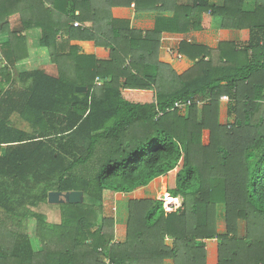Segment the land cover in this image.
Listing matches in <instances>:
<instances>
[{
  "label": "trees",
  "instance_id": "16d2710c",
  "mask_svg": "<svg viewBox=\"0 0 264 264\" xmlns=\"http://www.w3.org/2000/svg\"><path fill=\"white\" fill-rule=\"evenodd\" d=\"M129 1L152 7L149 0ZM40 3L0 0V154L6 149L0 156V210L6 214L0 264H206L208 241L217 242L218 264H264V2L244 13L242 0H227L222 8L192 0L176 14L168 33L207 30L214 19L221 29L250 34L242 49L181 43L180 52L194 63L181 76H163L151 59L160 28L132 33L139 39L128 44L116 26L106 34L94 20L89 28L60 25L54 33L109 48L108 61L72 45L58 53L51 28L38 24L39 45L49 50L59 75L38 69L14 76L11 65L24 60L27 49L4 21L18 14L24 24L31 22L32 14L27 18L19 6L31 13ZM87 11L96 21L109 19L106 12ZM111 24L128 28L127 22ZM96 31L109 43L100 42ZM134 88L150 100L128 99ZM222 96L233 103V123L225 126L218 121ZM178 101H191L185 114L169 111ZM13 116L30 132L14 127ZM161 177L170 199L181 198L182 206L168 214L159 200L130 201L124 238L116 242L115 221L102 215L104 193L131 194ZM50 192H82L83 203L50 205ZM47 204L58 210V221L42 212ZM218 205L228 212L225 234L215 227Z\"/></svg>",
  "mask_w": 264,
  "mask_h": 264
},
{
  "label": "crops",
  "instance_id": "0c3cea01",
  "mask_svg": "<svg viewBox=\"0 0 264 264\" xmlns=\"http://www.w3.org/2000/svg\"><path fill=\"white\" fill-rule=\"evenodd\" d=\"M242 1L243 3L241 11L244 13L254 12L256 3L260 5L264 2V0ZM40 2L41 3L39 6L36 5L35 7H33L36 13L33 9L31 10V13L27 12L29 9L23 4H20L19 6L20 11H22L27 18L32 14V18L30 19L31 22H27L26 24H24V19H22L18 14L11 15L4 21L7 23V29L11 30L12 32H16L25 40L24 43L27 49L26 58L11 65L12 73L14 76H17L22 72H32L38 69H43L46 74L54 77H58L59 75L57 67L51 63L49 50L40 47L39 45L42 37V31L38 24L45 25L46 27L49 26L51 28L53 32L52 36L55 37L53 45L56 46L55 48L58 53L65 54L68 46H78L81 53L92 56L98 61L109 60V48L103 46H95L91 41H67V39L70 37H68L65 31H58L57 35L56 33H54V31L60 25H65V29L70 28L74 22L79 23L82 26L81 28H89L92 25V20H94L95 27H99V29L106 34H111L113 32L112 27L116 26L114 29H118L119 31L124 33V35H126L127 37L126 43L130 44V42L136 41L135 39H139L138 36L132 33H152L156 28H160V35L156 38V40H159L158 47L152 54L153 56L151 57V59L158 65L159 73L163 76L168 75V78L170 77L172 72H174L177 76H181L194 66V63L187 57L182 55V53L180 52L181 43H185V45L190 46L196 45L205 47L212 51H217L220 43H231L235 45L236 48L242 49L247 46L250 36L247 29H221L219 27V20L217 21L214 19V21L212 20L211 22V28L207 30L190 31L182 34L166 32L165 27L169 26L171 19L176 16V14L183 12L182 9L185 6L190 5L192 3V0H163L162 4H154V0H149V3L152 5V7H143L144 9L138 7L136 8L135 2H130L129 0H40ZM208 2L209 5L214 8H222L226 4L227 0H208ZM129 3L130 5H128ZM88 6L89 8L96 10V12H106L109 16V19L106 17L98 16L96 21L92 14H86L88 12ZM6 8L7 10H10L9 5H7ZM49 10H51L49 13L44 14V11ZM81 14L82 16H84L85 22L77 19L76 16H80ZM111 19L119 22H127L128 28L122 24H111ZM97 33L98 32L96 31L95 35L100 42L109 43L102 35ZM5 41H7L6 36H4L2 44ZM147 45L149 46L150 43L143 44L144 51H146L145 48ZM3 49L7 51L5 46L3 47ZM0 58H2L1 51ZM123 82L124 79H120V88H122ZM96 86L101 87V82H98ZM134 89L127 91L128 99L136 102H143L147 99L150 100V95L148 98L145 91ZM162 91L165 92L169 90L166 86H164L162 88ZM232 107L233 103L229 99V97L222 96L219 101L218 113V121L221 126L233 123L234 115L231 111ZM262 109L263 105L261 106L260 110ZM205 132H203V134ZM0 156L3 157L2 154H0ZM173 200L178 202L177 199ZM117 227L118 223L117 221H115V241L119 242L124 238L125 228L123 229L122 234H120V230H118ZM217 250L218 247L216 241L207 242L206 264H218ZM162 264L174 263L171 260H164Z\"/></svg>",
  "mask_w": 264,
  "mask_h": 264
},
{
  "label": "rangeland",
  "instance_id": "374dc122",
  "mask_svg": "<svg viewBox=\"0 0 264 264\" xmlns=\"http://www.w3.org/2000/svg\"><path fill=\"white\" fill-rule=\"evenodd\" d=\"M221 23V21L219 22ZM186 111L182 112V114H185ZM12 125L14 127H17L19 129H23L26 132H30V128L27 126V124L22 123L18 118L13 117L11 119ZM207 131V130H205ZM203 131V132H205ZM208 132V131H207ZM202 133V143L204 145L209 144V132ZM167 189V179L165 177L161 179H156L152 183L149 184V186L145 188H141L139 190L134 191L130 195H114L111 192L104 193V199L102 203V212L104 217H110L113 218L114 221H117L118 223V230H120V234H122L123 229L125 228L126 219L128 216V203L133 200H160V195L162 192H164ZM173 200V199H172ZM178 202L175 201V205L170 206L167 210L166 204L163 202V208L166 213H172L175 212L180 208L181 201L177 199ZM47 209H42V212L45 213V216H47L49 222H56L59 219V213L58 210H51V208L55 209V206L46 205ZM227 211L224 205H218L216 208V217H215V227L218 233L225 234L227 231ZM6 214L3 213L2 210H0V220L2 218H5ZM31 222H33L31 220ZM166 244L171 246L172 241L171 239H166ZM218 247V246H217ZM218 251V250H217Z\"/></svg>",
  "mask_w": 264,
  "mask_h": 264
},
{
  "label": "water",
  "instance_id": "95a60500",
  "mask_svg": "<svg viewBox=\"0 0 264 264\" xmlns=\"http://www.w3.org/2000/svg\"><path fill=\"white\" fill-rule=\"evenodd\" d=\"M75 92L84 93V87H76ZM5 148L1 149L2 156H5ZM170 198L167 190L161 193L160 200L162 203L164 202L165 198ZM181 203L180 207L182 206L181 198H178ZM47 202L50 205H59V204H82L83 203V193L82 192H67V193H60V192H50L48 194Z\"/></svg>",
  "mask_w": 264,
  "mask_h": 264
},
{
  "label": "built area",
  "instance_id": "2783aa9c",
  "mask_svg": "<svg viewBox=\"0 0 264 264\" xmlns=\"http://www.w3.org/2000/svg\"><path fill=\"white\" fill-rule=\"evenodd\" d=\"M72 26L74 28H81L82 26L77 23V22H74L72 24ZM3 67V62L1 61V58H0V69ZM191 105V101H178V102H175L174 105H173V108L169 111H173V110H176L180 113L184 112L188 107H190ZM159 115H162L161 113H159Z\"/></svg>",
  "mask_w": 264,
  "mask_h": 264
},
{
  "label": "bare ground",
  "instance_id": "6f19581e",
  "mask_svg": "<svg viewBox=\"0 0 264 264\" xmlns=\"http://www.w3.org/2000/svg\"><path fill=\"white\" fill-rule=\"evenodd\" d=\"M164 203L166 204L165 206L167 207V210H170L169 207L173 206V204H175V201L167 197L164 199Z\"/></svg>",
  "mask_w": 264,
  "mask_h": 264
}]
</instances>
